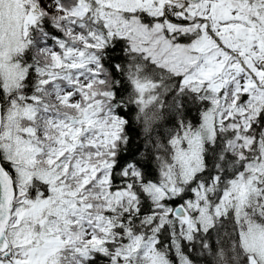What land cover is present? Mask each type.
<instances>
[{"label": "snow or ice", "instance_id": "snow-or-ice-1", "mask_svg": "<svg viewBox=\"0 0 264 264\" xmlns=\"http://www.w3.org/2000/svg\"><path fill=\"white\" fill-rule=\"evenodd\" d=\"M0 264H264V0H0Z\"/></svg>", "mask_w": 264, "mask_h": 264}]
</instances>
